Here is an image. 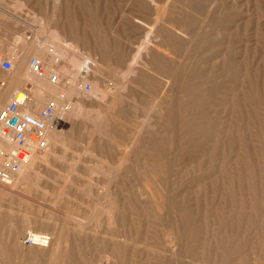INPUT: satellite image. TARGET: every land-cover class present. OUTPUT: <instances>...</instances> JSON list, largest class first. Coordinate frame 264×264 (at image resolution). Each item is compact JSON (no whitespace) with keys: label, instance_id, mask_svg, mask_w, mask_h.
<instances>
[{"label":"rangeland","instance_id":"1","mask_svg":"<svg viewBox=\"0 0 264 264\" xmlns=\"http://www.w3.org/2000/svg\"><path fill=\"white\" fill-rule=\"evenodd\" d=\"M0 57L62 106L0 181V264H264V0H0Z\"/></svg>","mask_w":264,"mask_h":264},{"label":"built area","instance_id":"2","mask_svg":"<svg viewBox=\"0 0 264 264\" xmlns=\"http://www.w3.org/2000/svg\"><path fill=\"white\" fill-rule=\"evenodd\" d=\"M2 59L0 57V61ZM0 64L4 70L13 68V63L9 59H3ZM30 67L33 72L44 73L42 64L36 57L30 59ZM56 79L57 75H53L52 81ZM1 84L0 82V86ZM84 89L91 92L92 85L86 84ZM28 102V96L24 93L22 98L14 97L0 109V135L14 146L10 153L0 151V157H4V162L0 164V181L4 183L9 184L13 174L20 172L37 152L48 147L49 127L57 128L61 123L57 114L58 104L54 99L48 100L37 115L25 110ZM26 243L30 245L34 243L30 235Z\"/></svg>","mask_w":264,"mask_h":264},{"label":"bare ground","instance_id":"3","mask_svg":"<svg viewBox=\"0 0 264 264\" xmlns=\"http://www.w3.org/2000/svg\"><path fill=\"white\" fill-rule=\"evenodd\" d=\"M48 32V31H47ZM30 52H28V51H25V52H23L22 54V62H25L24 60L27 58V56H28V54H29ZM41 62V61H40ZM21 67V66H20ZM43 67V66H42ZM49 67H50V65H49ZM48 68V67H47ZM47 68H43L44 69V73L43 74H38V73H36V72H34V74L36 75V76H45L46 75V73H47V71H49V70H47ZM50 71L52 72V70L50 69ZM49 71V72H50ZM49 74V73H48ZM48 76V75H47ZM35 76L33 75L32 76V78L31 79H27V78H22L21 80H19V81H14V88H15V92L13 93V98L14 97H20V98H22L23 96H24V88H22L24 85H26V84H28V83H30V84H33L34 86H35V84H34V80H35V78H34ZM57 78H58V76H57ZM57 84V83H56ZM29 85V84H28ZM27 86V85H26ZM74 86H81V84H80V82L78 81V80H75L74 81V84H73V87ZM12 87V86H11ZM32 89V88H31ZM30 89V90H31ZM83 90V89H82ZM1 92V91H0ZM3 92V91H2ZM5 92V91H4ZM3 94V93H2ZM27 94V96H28V100H29V102H28V105L25 107V110L26 111H28V112H30V113H32V114H34V115H37L43 108H39L40 110H38V104H42V105H46V104H44V103H46L44 100H42V99H40V98H37L36 96H34V95H29V93L27 92L26 93ZM12 98V99H13ZM11 99V100H12ZM1 100V99H0ZM10 101V100H9ZM114 102H117V101H114ZM113 103V102H112ZM116 104V103H115ZM113 105L111 104V106L110 107H112ZM64 107V106H63ZM62 108V106L61 105H58V109H57V112L59 111V109H61ZM112 108H114V107H112ZM111 108V109H112ZM110 109V108H109ZM115 109V108H114ZM111 111V110H110ZM112 111L114 112V110L112 109ZM112 112V113H113ZM108 113H109V110H108ZM109 115V114H108ZM103 119H106V118H102V119H99L98 120V124L100 123V122H102L103 121ZM113 121V120H112ZM111 123V122H110ZM115 123V122H114ZM104 127V126H103ZM56 129L55 128H50L49 127V132H48V147H49V144H50V142L53 140L54 141V143H60V140L61 139H59V138H61L60 137V132L59 131H55ZM96 130V129H95ZM62 134V133H61ZM64 140V139H63ZM135 140H137V139H135ZM0 141H1V149L2 150H4V151H6V152H11V151H13V149H14V146L11 144V143H9L6 139H4L1 135H0ZM134 142H136V141H134ZM142 142V141H141ZM143 143V142H142ZM62 144V143H61ZM138 144V143H137ZM136 144V145H137ZM140 144V143H139ZM138 146V145H137ZM47 147V148H48ZM139 147V146H138ZM46 148V149H47ZM45 149V150H46ZM129 149V148H128ZM140 149V148H139ZM135 150V149H134ZM44 151V150H43ZM127 151V150H126ZM132 151V150H131ZM39 152H42V151H39ZM39 152H37V153H39ZM128 152V151H127ZM129 152H130V150H129ZM134 152V151H133ZM36 153V154H37ZM127 154V153H126ZM130 154V153H129ZM133 154V153H132ZM126 156V155H125ZM128 156V155H127ZM34 158V156L32 157V159ZM133 158V157H132ZM32 159L30 160V162L28 163V164H26V165H24L23 167H22V169L23 168H25V167H27V166H29L30 165V163H31V161H32ZM127 159H128V157H127ZM145 160V159H144ZM133 161H135V159L133 160ZM153 161V160H152ZM151 161V162H152ZM4 162V160L3 161H0V164H2ZM122 165V164H121ZM22 169H21V171H22ZM20 171V172H21ZM20 172H18V173H20ZM23 174V172L21 173V174H19L18 176H21ZM18 176H16V178H15V180H14V182H13V185H11V186H8L7 188L9 189V190H14L15 189V184H16V182H17V177ZM146 178V177H145ZM144 178V179H145ZM145 180H147V179H145ZM12 183V182H11ZM5 185V184H4ZM146 185V184H145ZM149 185V184H148ZM6 186V185H5ZM6 188V187H5ZM8 190V191H9ZM90 191V190H89ZM13 192V191H12ZM122 192V191H121ZM123 193V192H122ZM103 194H104V196H105V199H106V202H105V205L104 206H106V209H107V212L110 214L108 217H106V218H108L109 219V223H113L114 222V219H115V216H116V210H117V207H116V202L114 201V199H113V197H112V199H111V197H110V193H109V191L107 190V188L106 189H104L103 190ZM114 194H116V193H114ZM112 195V194H111ZM117 195L118 194H116V197H117ZM117 199V198H116ZM103 206V207H104ZM87 207V206H86ZM105 209V208H104ZM105 209V210H106ZM124 209V208H123ZM104 211V210H103ZM102 211V212H103ZM178 211V210H177ZM179 212V211H178ZM177 212V213H178ZM105 213V212H104ZM119 214V213H118ZM106 216V215H105ZM177 216H178V214H177ZM104 218V217H103ZM123 218V217H122ZM121 218V219H122ZM117 219H118V217H117ZM118 221V220H117ZM122 221H123V219H122ZM179 221H180V219H179ZM118 223H120L119 221H118ZM123 224L124 223H122V226H123ZM177 225V224H176ZM178 225H180V224H178ZM177 225V226H178ZM178 228V227H177ZM27 229V228H26ZM110 229V228H109ZM173 230H174V228H173ZM27 231V230H26ZM176 231H178V230H176ZM55 232V231H54ZM27 234H29L31 237H32V239H33V241H34V243H32L30 246H40V247H44L45 249L47 248V247H50V241H51V239H52V237H54L55 236V234L53 233V232H51V233H48V232H45V231H41V230H33L32 228L30 229V230H28V232H27ZM169 234V233H168ZM173 235H175V233L173 234H171V241H172V244H175V243H177V241H178V239L177 238H175ZM177 236V235H176ZM111 238V237H110ZM105 239H107V238H105ZM170 239V238H169ZM112 240H113V237H112ZM61 244V243H60ZM59 244V245H60ZM170 245H171V243H169ZM180 246V245H179ZM179 246H178V248H179ZM65 247V246H64ZM175 248H176V245H175ZM62 249V248H61ZM174 251H175V249H174ZM173 251V252H174ZM177 252H178V250H176ZM176 251H175V253H176ZM53 253H54V255H56V257L57 258H59L60 257V255L62 254V253H60L58 250H56V248H54L53 249V251H52ZM178 254V253H177ZM176 254V255H177ZM60 259V258H59ZM60 261V260H59ZM63 261V260H62ZM57 263V262H56ZM55 263V264H56ZM112 264V263H111Z\"/></svg>","mask_w":264,"mask_h":264},{"label":"crops","instance_id":"4","mask_svg":"<svg viewBox=\"0 0 264 264\" xmlns=\"http://www.w3.org/2000/svg\"><path fill=\"white\" fill-rule=\"evenodd\" d=\"M4 59V58H3ZM2 59V60H3ZM1 60V61H2ZM0 61V62H1ZM0 66H1V64H0ZM1 68H2V66H1ZM3 69V68H2ZM4 70V69H3ZM14 82H11V81H9V80H6V81H3L2 82V84H1V86H0V88H1V92H0V109H1V107L5 104V103H7L9 100H11L12 98H13V93L15 92V88H14ZM9 85H12V87L9 89V90H7L6 91V89H8V87H9ZM3 91V92H2ZM5 91V92H4ZM24 92H25V90H24ZM3 93V94H2ZM25 93H27V92H25Z\"/></svg>","mask_w":264,"mask_h":264}]
</instances>
